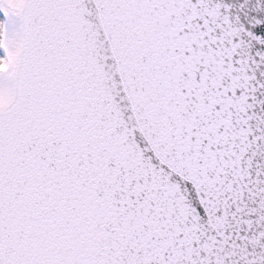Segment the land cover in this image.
<instances>
[{
    "label": "snow or ice",
    "instance_id": "6c2138e0",
    "mask_svg": "<svg viewBox=\"0 0 264 264\" xmlns=\"http://www.w3.org/2000/svg\"><path fill=\"white\" fill-rule=\"evenodd\" d=\"M0 264H264V0H0Z\"/></svg>",
    "mask_w": 264,
    "mask_h": 264
}]
</instances>
